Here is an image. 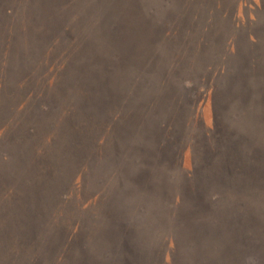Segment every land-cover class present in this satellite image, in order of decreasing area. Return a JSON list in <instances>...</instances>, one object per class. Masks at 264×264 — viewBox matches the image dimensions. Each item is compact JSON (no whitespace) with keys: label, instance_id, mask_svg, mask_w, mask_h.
Wrapping results in <instances>:
<instances>
[{"label":"rangeland","instance_id":"1","mask_svg":"<svg viewBox=\"0 0 264 264\" xmlns=\"http://www.w3.org/2000/svg\"><path fill=\"white\" fill-rule=\"evenodd\" d=\"M263 73L264 0H0V264H264Z\"/></svg>","mask_w":264,"mask_h":264},{"label":"trees","instance_id":"2","mask_svg":"<svg viewBox=\"0 0 264 264\" xmlns=\"http://www.w3.org/2000/svg\"><path fill=\"white\" fill-rule=\"evenodd\" d=\"M254 50H252V52H253ZM263 76H264V73H263ZM168 139V138H167ZM169 141H170V139H169ZM244 264H250V262H248V261H245V263Z\"/></svg>","mask_w":264,"mask_h":264}]
</instances>
